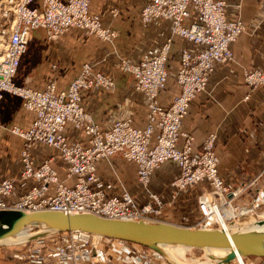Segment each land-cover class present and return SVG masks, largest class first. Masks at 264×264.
Returning <instances> with one entry per match:
<instances>
[{"label":"built area","instance_id":"2783aa9c","mask_svg":"<svg viewBox=\"0 0 264 264\" xmlns=\"http://www.w3.org/2000/svg\"><path fill=\"white\" fill-rule=\"evenodd\" d=\"M228 6L226 0H149L140 12L143 21L169 20L172 33L195 46L182 49L178 71L182 93L176 97L173 108L162 109L155 102L158 91L168 82L170 37L160 51H150L139 62L122 60L119 65L121 70L134 75L138 91L149 94L146 125L137 127L131 119H121L111 128L102 129L85 108L82 93L93 88L112 89L115 86L112 76L84 63L79 75L61 92H57L54 82L38 90L19 84L16 77L33 33L39 29L45 30L50 39L73 28L85 29L105 41L114 38L116 31L91 12L90 0H41L40 5L37 0H0V102L6 93H11L22 98L27 111L35 113L28 130L14 126L12 132L25 141L20 179L36 181L13 200L15 180L0 179V210L90 213L111 219L162 221L161 217H155L161 214L164 202L150 188L152 175L163 164L173 162L179 170L172 182L174 189L180 191L203 183L212 187L206 188L199 198L202 218L198 228L225 227V221L235 226L248 215L264 219L261 218L264 208L259 209L260 204L264 207V197L239 205L236 202L244 188L233 189L222 179L214 151L217 135L209 134L202 143L203 151H196L195 136L182 129L192 100L206 90L217 65L233 58L231 45L245 30L241 15L228 17ZM4 16L5 23L1 19ZM246 82L252 88L263 84L264 69L250 72ZM69 125L82 132L85 140H70L66 133ZM36 144L60 152L68 163L67 176L73 183L61 180L49 160L35 163L31 149ZM116 153L137 165L138 182L149 202L140 205L126 189L120 195L107 193L110 185L100 181L97 161L101 158L111 161ZM62 234L67 236L63 241L52 242V246L45 243L50 236L34 241L28 249L15 254V264H120L119 257L126 258L127 264H169L159 252L138 243L96 237L83 231Z\"/></svg>","mask_w":264,"mask_h":264},{"label":"crops","instance_id":"0c3cea01","mask_svg":"<svg viewBox=\"0 0 264 264\" xmlns=\"http://www.w3.org/2000/svg\"><path fill=\"white\" fill-rule=\"evenodd\" d=\"M147 1L90 0L91 12L100 15L106 26L118 32L114 44L83 29H70L52 42L47 40L45 30L35 31L16 81L21 85L43 90L51 80H55L57 90L62 91L78 75L84 63H92L96 70L113 75L116 79L115 88L111 92L92 89L84 94L83 104L95 121L103 129L111 128L119 119H132L137 127L145 126L147 96L144 92L136 90L133 76L113 67V62L119 54L139 61L145 53L160 49L163 42L172 36L171 21L157 19L144 23L141 20V8ZM226 1L229 4L228 17L234 19L244 15L242 18L247 25L261 3V0ZM40 4L41 0H37V5ZM257 30H246L233 43L235 60L216 67L210 76L207 91L193 99L190 112L183 121L182 129L195 135L196 151H200L202 142L209 133H218L216 151L220 158L219 171L225 184L231 188L254 180L264 172V110L257 106L259 98L264 99V89H257L249 94V87L243 79V69L263 65L261 57L264 50V27ZM185 47L195 48L180 36L172 37L169 57L171 71L179 67V57ZM173 83L169 79L167 87L161 91L160 100L163 104H169L179 92L178 83ZM169 88L174 91H167ZM33 119L34 114L23 109L20 97L11 93L4 95L0 102V179L8 177L15 180L16 194L13 200L36 184V181L20 179L24 139L10 133L6 127L17 125L28 129ZM253 128L259 131L258 135L252 134ZM66 133L72 139L86 138L82 132L71 126L67 128ZM31 155L37 165L46 159H52L60 179L66 180L67 162L59 156L56 149L36 144L31 149ZM111 161L126 186L112 182L110 177L113 169L102 158L97 162V174L105 186L110 185L107 193L120 195L126 189L140 205L149 202L150 198L142 191L138 182L137 165L120 154L114 155ZM178 172L175 163L167 162L161 170L152 175V191L162 193L166 197L168 191H173L171 182ZM258 180L260 183L257 185L263 184L264 173ZM163 186H166V191H161ZM51 191L53 192V187ZM245 194L243 193L237 202L248 199ZM181 203L182 200L177 201L175 206ZM195 207L198 211L197 201ZM185 218L192 223L193 217L186 215ZM174 223L189 225L181 221Z\"/></svg>","mask_w":264,"mask_h":264},{"label":"water","instance_id":"95a60500","mask_svg":"<svg viewBox=\"0 0 264 264\" xmlns=\"http://www.w3.org/2000/svg\"><path fill=\"white\" fill-rule=\"evenodd\" d=\"M71 231L147 246L162 254L169 264L179 263L166 250L168 245L199 248L217 264H230L236 255L264 258V219H242L230 230L195 229L166 221L111 219L90 213L0 210V246L22 245ZM211 249L227 253L217 258Z\"/></svg>","mask_w":264,"mask_h":264},{"label":"rangeland","instance_id":"374dc122","mask_svg":"<svg viewBox=\"0 0 264 264\" xmlns=\"http://www.w3.org/2000/svg\"><path fill=\"white\" fill-rule=\"evenodd\" d=\"M149 1V0H148ZM147 1V2H148ZM146 2V3H147ZM145 3V4H146ZM144 4V5H145ZM143 5V6H144ZM142 6V7H143ZM243 6V5H242ZM142 9V8H141ZM242 9H243V7H242ZM254 13V12H253ZM96 14V13H95ZM243 14V13H242ZM100 16V15H99ZM242 16H244V15H242ZM253 16V15H252ZM101 17V16H100ZM2 19V22H6V16H4V18H1ZM243 19V18H242ZM250 19V18H249ZM141 20L143 21V19H142V17H141ZM243 21H244V19H243ZM102 22H103V20H102ZM144 22V21H143ZM245 22V21H244ZM144 23H146V22H144ZM103 24H104V22H103ZM105 25V24H104ZM106 26V25H105ZM108 27V26H107ZM264 27V0H261V3L258 5V9H257V11L255 12V14H254V16H253V18L252 19H250V21L248 20V25L245 23V30L241 33V35L243 34V33H245V31L246 30H250V29H252V30H257V29H262ZM73 29H78V28H73ZM112 29V28H111ZM78 30H80V29H78ZM83 30H85V29H83ZM114 31H116L115 29H113ZM85 31H88V30H85ZM258 31V30H257ZM89 32V31H88ZM90 33V32H89ZM172 33V32H171ZM92 34V33H91ZM93 35H95V34H93ZM177 34H173L172 33V36L171 37H174V36H176ZM240 35V36H241ZM95 36H97V35H95ZM118 36V32L116 31V34H115V37L114 38H112L111 40H107V42H109V43H111V44H114V42H115V40H116V37ZM177 36H179V35H177ZM240 36L236 39V41L240 38ZM46 37H47V40L48 41H50V42H52L53 40H56V39H58V38H52V39H50L48 36H47V34H46ZM98 37V36H97ZM99 38V37H98ZM170 38V37H169ZM168 38V39H169ZM99 39H101V38H99ZM168 39H166L164 42H163V44L161 45V47H160V49H158V50H156V51H160L162 48H163V46H165V44H166V42L168 41ZM102 40V39H101ZM105 41V40H104ZM236 41H234L233 43H235ZM233 43H232V45H233ZM231 45V46H232ZM172 47V46H171ZM155 51V50H154ZM153 50H152V52H154ZM149 52H147V53H145L144 55H146V54H148ZM232 53H233V58L231 59V60H229V61H227V62H225L226 64L227 63H231V62H233L234 60H235V57H234V51H233V49H232ZM181 54H182V51H181ZM181 54H180V57H179V67L174 71H171V69H170V67H169V63H168V65H167V67H168V74H169V77H168V81H169V79H170V81H173L174 83L173 84H175V82L176 83H178V87H179V92H177L174 96H173V98H172V101L169 103V104H163L162 102H161V100H160V94H161V91L162 90H164L166 87H167V85H168V82H167V84H166V87L165 88H163L162 90L160 89L159 91H158V93H157V96H156V101L155 102H157V104L162 108V109H168V108H173V106H174V102L176 101V97L178 96V95H180L181 93H182V88H181V86H180V84H179V80H178V76H179V73H178V71H179V69H180V67H181ZM143 55V56H144ZM142 56V57H143ZM169 57H170V53H169ZM24 58V57H23ZM261 59H262V67H255V68H245V69H243V79H244V82H245V84L249 87V94H251L252 92H254L255 90H257V89H264V83L262 84V83H259L257 86H254V88H252L251 87V85L250 84H248L247 82H246V76L247 75H249V73L250 72H253L254 70H258V69H264V50L262 51V57H261ZM122 60H124V61H130V62H137V61H133V60H131L129 57H127V56H123V55H118L117 56V58L115 59V62H113V67H115L116 69H119V70H121V68L119 67V65L120 64H122L123 63V61ZM141 60V59H140ZM139 60V61H140ZM138 61V62H139ZM89 63V62H88ZM225 63H221V64H225ZM90 64H92V63H90ZM219 65V64H218ZM217 65V66H218ZM92 66L94 67V65L92 64ZM54 67H56V66H54ZM21 68V67H20ZM82 68H83V65H82V67H81V70H82ZM94 69H95V67H94ZM81 70H80V72H81ZM96 70V69H95ZM96 71H99V70H96ZM121 71H124V70H121ZM215 71V70H214ZM213 71V72H214ZM79 72V73H80ZM99 72H101V73H103L102 71H99ZM125 72V71H124ZM212 72V73H213ZM79 73H78V75H79ZM105 74V73H104ZM128 74H130V75H132L133 76V78H134V75L132 74V73H128ZM77 75V76H78ZM106 75H108V74H106ZM110 76H112L113 78H114V80H115V85H116V79H115V77L113 76V75H110ZM73 79H75V78H73ZM72 79V80H73ZM71 80V81H72ZM71 81L69 82V84L71 83ZM51 82H54L55 84H56V89H57V83L55 82V80H51L49 83H51ZM48 83V84H49ZM134 83H135V86H136V81H135V79H134ZM25 86V85H24ZM69 86V85H68ZM47 87V86H46ZM46 87H45V89H46ZM171 87H173V88H176L175 86H173V85H171ZM115 88V86L112 88V89H110V90H108V92H111V91H113V89ZM207 88H208V85H207ZM207 88H206V90L205 91H203V92H201V93H204V92H206L207 91ZM67 89V88H66ZM93 89H95V88H93ZM65 90V89H64ZM90 90H92V89H90ZM101 90H103V91H107L106 89H101ZM137 90V89H136ZM63 91V90H62ZM89 91V90H88ZM88 91H84L83 93H82V95H83V97H84V94L86 93V92H88ZM167 91H174V89L172 90V88L170 89H168ZM57 92H61V91H58L57 90ZM141 92H143V91H141ZM145 94H146V96H147V112H146V116H147V120H148V111H149V105H150V99H149V94L147 93V92H144ZM201 93H199V94H201ZM198 94V95H199ZM249 94L246 96V98L248 99L249 98ZM197 95V96H198ZM20 99L22 100V98L20 97ZM193 101V100H192ZM258 102H259V105H258ZM258 102H257V106L259 107V106H261V108H263V110H264V99H260L259 98V100H258ZM192 103V102H191ZM256 105V104H255ZM22 107H23V109L24 110H26L25 108H24V104H23V100H22ZM190 108H191V104H190V107H189V110L187 111V113H186V115H185V117L189 114V112H190ZM33 114H34V119H35V113L34 112H32ZM264 116V115H263ZM185 117H184V119H185ZM253 118H254V116H253ZM34 119H33V121H34ZM184 119H183V121H184ZM119 120H121V119H119ZM125 120H127V119H125ZM132 120V119H131ZM133 121V120H132ZM147 123V122H146ZM146 125V124H145ZM15 126H17V125H15ZM69 126H71V125H69ZM12 127H14V126H12ZM12 127H6V129L10 132V133H13L15 136H18L19 138H22V139H24L21 135H19V134H16V133H14V132H12ZM19 128H21V129H23V130H28V129H25V128H22L21 126H18ZM71 127H73V126H71ZM112 127V126H111ZM102 128V127H101ZM182 128H183V124H182ZM103 129V128H102ZM188 132V131H187ZM190 133V132H189ZM212 134L214 133V134H216L217 135V138H218V133H216V132H211ZM211 133H209V134H211ZM256 133H257V135H258V133H259V131L257 130V131H255V128H253V130H252V134L253 135H256ZM192 134V133H191ZM208 134V135H209ZM193 135V134H192ZM206 136V138L207 137H209V136ZM195 136V135H194ZM205 138V139H206ZM69 139L70 140H75V141H79V139H72V138H70L69 137ZM204 139V140H205ZM85 142V141H84ZM204 142V141H203ZM202 142V143H203ZM24 144H25V141H24ZM24 146V145H23ZM23 149H24V147H23ZM22 149V150H23ZM22 150H21V152H22ZM200 151H203V148H201L200 149ZM214 151H215V154H216V156L218 157V159H219V163H220V158H219V155L217 154V151H216V144L214 145ZM116 154H120V153H116ZM115 154V155H116ZM121 155V154H120ZM59 156L63 159V157H62V155L60 154V152H59ZM114 156V155H113ZM112 156V157H113ZM122 157H123V155H121ZM102 159V158H101ZM103 159H105V158H103ZM46 160H49L50 161V163L52 164V159H46ZM64 160V159H63ZM100 160V159H99ZM98 160V161H99ZM106 161H107V164H109L110 165V167L113 169V171H112V176L110 177L111 179H112V182H117V183H119L120 185H122V186H126V184L124 183V181H123V179H122V177L120 176V175H118V173H117V171L115 170V167L113 166V162L112 161H108L107 159H105ZM45 161V160H44ZM97 161V162H98ZM219 163H218V168H219ZM165 164H163L159 169H157V171L156 172H158L159 170H161V168L164 166ZM55 167V166H54ZM67 170H68V163H67ZM58 171V170H57ZM137 172H138V170H137ZM220 172V171H219ZM59 173V172H58ZM103 173V172H102ZM107 173V172H106ZM263 173L264 172H262L258 177H256L254 180H251V181H247L246 183H242V184H239V185H237L236 187H234L233 189H236V188H238V187H243L244 188V191H243V193H246L245 194V196L246 195H248V199H244V201L243 202H236V203H238L239 205L240 204H242V205H246V204H249V203H251V201L253 200V198H255V199H258L259 198V200H261V197H264V181H262L263 182V184H260V185H257V183L259 184L260 183V181L258 180L259 179V177H262L263 176ZM178 174H179V172H178ZM68 175V171H67V174H66V176ZM178 175H176L175 176V178L177 177ZM60 177V176H59ZM174 178V179H175ZM173 179V180H174ZM66 180H68V183H73V180H72V178H70V177H66ZM173 180H172V182H173ZM152 182V181H151ZM172 182H171V186H172V188H173V191H170V193H169V191H168V193H167V196L166 197H168V199L165 197V196H163V194L161 193H157V192H155L154 191V193H156L162 200H163V202H164V205H163V208H162V210H161V214L160 215H156L155 217H158L159 216V218L161 217V220L162 221H166V222H170V223H174L175 221L176 222H182V223H184V224H187V223H189V221L185 218V216L186 215H190V217H193V219H192V223H189V225H186L187 227H191V228H198V223L200 222V219L202 218V215L200 214V210H199V207H198V203H199V198H200V196L204 193V191H205V189L207 188V189H212V187L211 186H209V185H207L206 183H203V184H197V185H193V187H189V188H184L183 190H180V191H178V190H176V189H174V187H173V185H172ZM112 185V184H111ZM151 188V187H150ZM167 189H166V186L164 187L163 186V189L161 190V191H166ZM142 191H144V189L142 190ZM145 192V191H144ZM184 193V195H182ZM242 193V194H243ZM242 196V195H241ZM244 196V195H243ZM165 197V198H164ZM180 200H182V203L180 204V205H178V206H175V203L177 202V201H180ZM263 200V199H262ZM196 201H197V207H198V211H197V209H196V207H195V204H196ZM264 201V200H263ZM144 205V204H143ZM259 209H261V208H264L263 206H262V204H260L259 205ZM173 209V210H172ZM172 210V212H170ZM176 211V212H175ZM151 215H154V213H152ZM252 216H250V215H248V216H246L244 219H247V218H251ZM253 218V217H252ZM186 219V220H185ZM242 219H243V217H242ZM167 220H169V221H167ZM178 220V221H177ZM175 224V223H174ZM184 226V225H183ZM67 236V234H62L61 233V235H59V236H57V237H49V238H46L47 240H45L46 242V246H52L53 244H51L52 242H54V241H56L57 239H59V240H61V241H63L64 240V238ZM47 241H51V242H47ZM33 242L34 241H32V242H29V243H27V244H24V245H4V246H0V264H15L17 261H16V258H15V254L17 253V252H20V251H23V250H26V249H28L30 246H32V244H33ZM180 253H181V255L183 256V257H186L188 260H191V259H198V260H204L205 259V257H206V254L204 253V251H202L201 249H199V248H193V249H191V248H182V247H180ZM245 258V261L247 262V264H264V258L262 257H254V256H252V257H244ZM119 259L121 260L120 261V264H127V260H126V258H124V257H119ZM237 260H241L240 261V264H243V262L244 261H242L243 259H237ZM235 261V262H233L232 264H239V262L238 261ZM245 264V263H244Z\"/></svg>","mask_w":264,"mask_h":264},{"label":"bare ground","instance_id":"6f19581e","mask_svg":"<svg viewBox=\"0 0 264 264\" xmlns=\"http://www.w3.org/2000/svg\"><path fill=\"white\" fill-rule=\"evenodd\" d=\"M2 37V36H1ZM252 218V217H251ZM261 218H264V215L261 216ZM257 219V218H256ZM225 221V220H224ZM225 227H222V228H225L227 230H230V229H233L234 228V225H232L231 223L225 221ZM201 229H204V228H201ZM208 229V228H206ZM64 233V232H63ZM61 234V233H59ZM97 237V235H94ZM51 237V236H50ZM24 245V244H22ZM180 247L182 248H191L193 249V247H187V246H182V245H168L166 246V250L168 251V253L179 263V264H217L216 260L213 259L212 257L206 255L205 259L204 260H198V259H191V260H188L186 257H183L180 253ZM211 252L218 257H222L224 256L227 251L225 250H219V249H211ZM162 255V254H161ZM252 257V256H251ZM254 257H257V256H254ZM262 258V257H261ZM237 259H243L242 261L243 264H247V262L245 261V258L244 256L242 255H236L234 258H233V261L230 263L232 264L233 262H235ZM166 260V259H165ZM240 264V261L241 260H237Z\"/></svg>","mask_w":264,"mask_h":264}]
</instances>
